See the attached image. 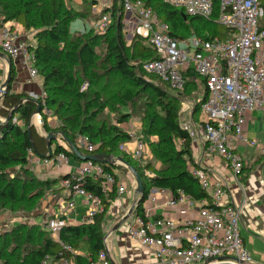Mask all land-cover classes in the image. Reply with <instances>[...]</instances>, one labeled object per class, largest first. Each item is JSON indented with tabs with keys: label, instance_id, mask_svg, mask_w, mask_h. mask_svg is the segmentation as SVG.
I'll list each match as a JSON object with an SVG mask.
<instances>
[{
	"label": "trees",
	"instance_id": "1",
	"mask_svg": "<svg viewBox=\"0 0 264 264\" xmlns=\"http://www.w3.org/2000/svg\"><path fill=\"white\" fill-rule=\"evenodd\" d=\"M143 1L169 25L170 35L206 39L231 35L229 28L215 20L219 13L220 0H215L212 20L188 15L181 8L171 6L163 0ZM84 4L87 12H83V17H89L91 1L86 0ZM0 12L7 20L17 21L25 30L34 31L37 42L31 50L35 57L34 65L38 67L39 75L43 79V99L60 122L52 126L46 118L41 127L47 135H56L51 148L47 146L46 137L42 136L31 122L37 108L34 101H24L10 120L0 122V212L31 213L39 207L46 194V187L50 182L31 173L27 158L29 147H33L41 156L66 152L75 160L81 161L72 153L64 137L69 138L78 147L77 139L82 135L88 136L95 145L93 154L121 156L137 169L145 192L143 199L137 202L134 208L136 215L144 217L143 204L153 186L169 189L173 193L183 189L195 199L206 200L210 205L209 194L201 188L197 178L188 168L190 165L200 166L193 159V139L182 128V122L179 120L182 98L173 94L176 91L172 90L168 83L144 69L145 63L157 59V54L150 44L140 38L128 44L116 25L105 34L90 30L73 36L67 24L76 13L67 8L65 0H0ZM98 44H103L107 50L108 67L101 73L95 70L104 62H98L95 48ZM145 72L156 77L161 84L149 81ZM184 76L186 84L182 92L187 88L191 91L197 90L200 83L204 87V95L195 103L192 112L194 116L199 117L196 122L204 124L205 120L200 114L201 105L208 94L205 80L192 69ZM14 77L12 66L10 84ZM100 77H106L107 80L118 78L114 95L122 103L135 104L136 101H141L146 107L148 114L143 115V118L149 119L147 134L159 137L157 142L150 144L152 157L159 163V167L151 161L143 167L130 154L121 150L122 143L131 140L132 136L117 124L98 118L106 105L103 100L106 86L97 88ZM85 83L88 86L82 90ZM128 85H133L138 90L134 91V88H129ZM148 92L150 94H146ZM27 97L29 96L26 93H12L9 85L6 94L1 98L0 114L7 117L10 110ZM36 99L41 104L42 97ZM16 115L19 123L13 122ZM129 118V114H122L118 121L123 123ZM196 122L194 120L193 123ZM58 138L64 145L56 141ZM180 138H186V142L178 148L176 140ZM261 157L263 158L264 154ZM120 165L112 164L114 168H119ZM124 168L128 171L125 166ZM248 169L244 167L241 179L245 178ZM145 170L153 173V176L147 175ZM85 188L103 200L104 209L95 216L93 223L61 227L59 242L44 228L45 224L17 223L0 233V264H39L46 256L53 258V262L65 258L70 260L71 264H88L90 260H95L98 252L105 248L107 212L116 198V193L115 190L108 194L103 193L99 184L91 180ZM65 246H70L75 252Z\"/></svg>",
	"mask_w": 264,
	"mask_h": 264
},
{
	"label": "built area",
	"instance_id": "2",
	"mask_svg": "<svg viewBox=\"0 0 264 264\" xmlns=\"http://www.w3.org/2000/svg\"><path fill=\"white\" fill-rule=\"evenodd\" d=\"M90 1L91 20L83 21L81 33L92 30L105 34L116 25L128 44L139 38L145 40L155 50L157 59L145 63L144 69L156 74L176 92H182L185 88L184 75L190 69L205 80L208 94L201 105L205 123L190 121L182 122L181 126L192 139L201 135L206 155L220 157L234 179L239 181L246 167V159L237 146L264 151L258 140L250 138L245 131L248 116L257 110L264 111V29L259 24L263 14L261 0H220L215 20L229 28L231 35L212 39L170 35L169 25L143 0ZM163 1L181 8L191 16L207 20H212L214 16L215 0ZM34 46V42H28L26 32L0 12V52L10 59L22 56L30 81L39 76L31 50ZM87 86L85 83L82 90ZM2 93L3 88L0 86ZM43 97L44 94L40 112L32 116L33 124L42 127L47 118L49 124L58 125L59 120ZM13 122L19 123L17 118H13ZM185 142L186 138H180L176 140V145L181 148ZM77 145L84 154H93L95 149V145L85 135L78 137ZM120 149L143 167L152 158L148 143L140 138H136L132 150H127L125 144ZM27 158L29 166L51 167L54 170H60L75 160L66 152L41 156L33 147L27 149ZM188 168L201 188L209 194L210 205L206 200L195 199L183 189L173 193L169 189L153 186L143 204L144 217L135 214L132 223L127 226L129 236L149 248L158 264H198L206 260L207 264L251 263V254L240 230V207L227 200V179L215 170L192 165ZM118 170L112 164L90 159L81 161L69 177L61 180V187L72 198L58 204L59 213L67 214L75 209L74 196H84L91 201L85 223H93L95 216L104 209L103 200L87 190L85 185L91 180L99 184L105 194L115 190L116 196L122 195L127 192V187L124 183L117 184ZM145 172L153 176L150 171ZM160 195L166 197V206L194 211L195 215L176 220L152 214L145 204H157ZM64 225L56 218L45 223L47 231L58 242ZM65 248L73 251L70 246ZM39 264H53V258L46 256ZM88 264L113 263L107 251L101 249L97 258Z\"/></svg>",
	"mask_w": 264,
	"mask_h": 264
},
{
	"label": "crops",
	"instance_id": "3",
	"mask_svg": "<svg viewBox=\"0 0 264 264\" xmlns=\"http://www.w3.org/2000/svg\"><path fill=\"white\" fill-rule=\"evenodd\" d=\"M261 2L263 14L259 20V24L264 29V0H261ZM88 18H90V16L87 17V19ZM13 23L25 32H29L28 30H25L19 22L13 20ZM83 25L82 22V26ZM12 66L14 68L15 77L11 81V84H9L11 86V92L26 93L29 97L34 98L42 97L44 94L43 79L39 75L36 79L30 81L28 68L22 56H18L14 59H10L7 56H0V86H2L10 76ZM1 106L2 102L0 100V107ZM4 118L6 117L0 114V122H4ZM35 128L42 136L46 137V133L41 127L35 126ZM245 131L250 138L257 139L260 145L264 147L263 110H257L248 116ZM129 134L133 138V134ZM56 141L64 145V142L59 138ZM129 141L122 144H125L127 150L130 151L134 148L135 141L130 143ZM191 147L193 159L201 168L220 172L221 175L227 179L229 184L227 200L240 207V230L244 239V244L250 251L252 257L251 263L264 264V157H261L264 154V151L260 148L249 149L241 145L237 146L238 151L244 155L246 159V167L249 169L247 173L245 172L244 179L239 178V181H236L232 176L230 169L220 157L215 154L206 155L205 143L202 140L201 135H198L193 139ZM80 162L81 161L78 160H72L69 165L64 166L60 170H54L51 167L43 168L33 165L32 168H36L37 172L38 170H50L53 174L52 178L42 179L35 171L36 176L39 179L50 182L46 187V194L43 197L41 204L31 213L18 212L14 217L9 214L3 217L7 220L9 219V222L13 224L14 222L23 221L31 224L44 225L51 218H56L58 221L64 222L65 225L78 226L85 223L91 206V201L86 197L74 196L76 202L75 209L69 211L67 214L59 213V210L57 209L60 202L72 198V195L61 187V180L64 176L69 175L76 170V168L79 167ZM29 167H31V165ZM136 199L137 194L135 190L133 189L131 193L127 190L126 193L116 196L107 212L104 249L107 251L113 264H158L152 251L149 248L142 246L137 240L131 238L127 232L128 224H131L133 221L135 215L134 212H132L130 217L117 230L111 232L113 226L119 222V219H122L128 213ZM165 201L166 197L160 195L157 204L149 205V203H146L145 207L148 208L152 214L155 213L176 220L182 219L186 216L195 215L194 211L188 212L181 208H170L164 204ZM6 213H8V211ZM110 217H113V219ZM115 218L119 219L115 220ZM4 225L5 226H0L1 232H5L12 227L7 226V223ZM44 228L46 227L44 226ZM77 252L82 254L80 251ZM65 261L70 263V260L68 261L65 258H62L59 262Z\"/></svg>",
	"mask_w": 264,
	"mask_h": 264
},
{
	"label": "rangeland",
	"instance_id": "4",
	"mask_svg": "<svg viewBox=\"0 0 264 264\" xmlns=\"http://www.w3.org/2000/svg\"><path fill=\"white\" fill-rule=\"evenodd\" d=\"M85 1L86 0H65V4H66L67 8H69L70 10H72L73 12L76 13L74 18L69 20V22L67 24L68 30L73 36L81 34V30L83 27L82 22L85 19H87V17H83L84 16L83 12L84 13L87 12L86 8H85L86 5L84 4ZM88 13H91V11H89ZM88 19L91 20V18H88ZM26 34L28 35V42H34V44H36L37 41L34 37L35 36L34 31L31 30L28 33L26 32ZM95 48H96V51L98 54V62L104 61L103 63L99 64L98 67H96V69H95V70H98L99 73H101L104 70H106L108 67L107 50L103 44H98ZM134 63H136V60L134 61ZM35 67H36V65H35ZM37 69H38V67H37ZM145 76L149 81L157 83V84H161L160 81L156 77L152 76L151 74L145 72ZM95 77H96V74H94V78ZM98 82H99V84L97 85V88L102 87V86H106V88L104 89V92H103V96H104L103 100L106 103V105H105V107H103V110L99 114L98 118L99 119H106L109 123L117 124L124 131L133 134V138L131 139V141H129V143L134 142L136 140V138L145 139L146 142L148 143V147H149L150 155H151L152 153H151L150 144L152 142H157L159 140V137H158V135L147 134L146 126L149 122V119L145 120L143 118V115L148 114L145 111L146 107L143 105V103L141 101H138V102L136 101L135 104H124V103H122V101L119 98L115 97V95H114L115 89L114 88H115L116 83L118 82V78L107 80L106 77H100ZM128 87L134 88V91L138 90V88L134 87L133 85H128ZM166 89H167V91H169L168 88H166ZM204 92H205V90H204V87L201 83L198 85L197 90L191 91L190 88H187L184 92H173V94L176 97L182 98V101L180 104V110H179L180 122H190V121L194 122V120L196 122V120L199 117L194 116V114H192V112H193L195 103L198 102L201 99V97H203ZM43 93H44V90H43ZM146 94H150V93L148 92ZM111 109H113V111ZM122 114H129L130 118L126 122L120 123L118 120ZM200 115H202L201 116L202 118H205L203 113ZM14 118H17V115ZM32 123H33V121H32ZM52 126H55V125H52ZM39 130H41V129H39ZM148 159H150V158H148ZM149 161H151L153 164H155L157 167H159V163L155 159H153V157ZM120 166L121 167L118 168L119 169L118 170L119 180H118L117 184L124 183V185L127 187L128 192L131 193L133 189L136 190L135 179L130 172L126 171V169L124 168L123 165H120ZM32 167H33V165H31V167H30L31 173L34 176H36V173H37V175L42 179H48V178L53 177V174L50 172V170H46V171L45 170H42V171L38 170V172H37V169L32 168ZM17 169H18V167H17ZM10 170H12V168ZM35 171H36V173H35ZM6 212L7 211H1L0 212V226H5L4 224L7 223V226L10 227V226H14L17 223H21V222H16V223L14 222V224L10 223L9 219L7 220L3 216H6L7 214H9L10 216L14 217L16 213H12L9 211H8V213H6ZM111 219H113V217ZM118 219L119 218H115V220H118ZM120 220L121 219H119V221ZM0 233H2V232L0 231ZM53 264H71V263H68L65 261V262H53Z\"/></svg>",
	"mask_w": 264,
	"mask_h": 264
},
{
	"label": "water",
	"instance_id": "5",
	"mask_svg": "<svg viewBox=\"0 0 264 264\" xmlns=\"http://www.w3.org/2000/svg\"><path fill=\"white\" fill-rule=\"evenodd\" d=\"M0 56L6 57L5 54H3L2 52H0ZM9 84H10V76L5 81V83L2 85L3 93L0 94V100L6 94L8 88H9ZM27 100L34 101L35 103H37V108H36L34 114H38L40 112V110H41V104L39 103V101L36 98L27 97V98L22 99L18 104H16L10 110L8 116L5 118V121L10 120L11 117L13 116V114L22 105V103L24 101H27ZM30 127H31V124L28 126V129H30ZM55 138H56V135L53 134V133H49L48 135H46V142H47L48 148H51L52 140L55 139ZM64 140L67 142V144H68L70 150L72 151V153L79 160L86 161V160L90 159V160H93L95 162H101V163H107V164H113V165L121 164V165L125 166L128 169V171L132 174V176L134 177L135 182H136V190H135V192L137 194V199H136L135 203L133 204V206L128 211V213L117 224H115V226H113L111 232L117 230L130 217V215L132 214L137 202H139V201H141L143 199V195H144L145 189H144L143 181H142V178H141L140 174L138 173L137 169L133 165L129 164L121 156L116 157V156H113L111 154H101V153L84 154V153H82V151L69 138L64 137ZM43 156H46V155H43ZM207 262H208V260H206L204 262V264H207ZM243 264H253V263H243Z\"/></svg>",
	"mask_w": 264,
	"mask_h": 264
}]
</instances>
